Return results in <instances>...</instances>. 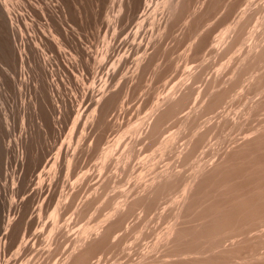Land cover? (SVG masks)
Segmentation results:
<instances>
[{
	"label": "rangeland",
	"instance_id": "obj_1",
	"mask_svg": "<svg viewBox=\"0 0 264 264\" xmlns=\"http://www.w3.org/2000/svg\"><path fill=\"white\" fill-rule=\"evenodd\" d=\"M75 1L77 3L81 2V4H79L82 5L86 10V18L83 19L84 21H81L74 6L73 9L76 11V13L73 23L76 25V27H78L75 28L80 31V33L84 34L87 45L90 47L92 45V50L97 51V49L105 45V43H107L116 34V31L120 32L122 30L120 34L118 33L116 35V44L126 41L125 43L128 47L125 45L122 51L125 54H129V60L127 63L128 65H126L120 73L121 76L119 74L116 81L112 83V87L118 89L120 92L119 99L107 112L105 119L101 124L87 126L88 130H86V132L84 131L85 137L82 139L81 137L84 129L83 125L85 126L84 119L80 123H75V119L79 115L78 110L80 108L81 111L83 109L86 110V108H90L88 109L90 113V110H92L93 106L90 107V99L83 98L81 89L79 91L75 90V86L78 85H74V88L72 87V91L69 89L67 90V88L63 86V92L65 91V94L70 93V95L74 94L76 99L78 98V102H76V100L74 103L75 114L71 118L65 119L61 117V119L59 113L55 114L56 121L55 123H52V125L57 128V133L53 134L50 129V126L52 125L44 127L46 129H43V126L39 125V118L33 114V103L35 101L33 85L26 90L28 102L26 101L27 103L25 104L26 116L24 118L22 117L21 112H19L21 102L18 92L10 88L5 89L6 86H3L0 83V89H2L0 90V96L2 95L1 99L3 100L2 101L0 99V133L4 134L7 142L11 141L13 147L16 145V141L22 132H25L23 134L24 138H22V141L18 140V142H21L24 146L26 139L28 144L31 143L32 135L35 138V143H37L36 140L39 139L37 140L38 144H36L37 152H40V154H38L41 157L39 165L36 166V162L33 160L27 162V165L25 166V170L29 171V174L27 175L28 180L34 178L33 185H38L40 174H43L42 178H47L49 176L51 172L50 163L52 164L59 152L61 154H65V151L70 147V153L73 152L71 150L76 149V153L78 155L77 162H75L71 168L67 166L62 167L58 174L59 189L55 204H53L49 209L42 208L41 210L40 203H42V199L41 201L39 199L34 203V205H32L26 215V220H28L31 216V219L33 218L34 220V226L29 232H27V234H25V230L23 229L19 237L20 240L18 239L9 243L7 255L4 260L9 259L10 261L12 260L11 264H20L23 259L26 260L35 256V261L39 260L41 257V260L44 264L60 263L61 260H63L74 250L76 238L80 236L82 230H84L86 227L95 229L98 226L107 225V223L112 219L109 217V215L113 214L117 207L123 206L124 203L136 199L141 193H143L145 184L151 183L154 178L169 171L174 173L178 178L177 186L174 187L176 190L172 188L167 191V193L165 192L163 195L161 194V198L158 196L157 198L153 199V203H151L150 206L142 207V205L137 204V207H134L131 215H128L129 218L127 216L124 220V225L122 224L117 226L107 244L103 248L95 251L89 264H145L147 263L145 260L147 258L150 260L147 264H197V255L193 254V256L190 254L186 256H180L171 251L169 252L168 247L166 246L167 234L173 225L180 222V220H178L176 217V213L178 206L184 196V185L189 181L194 180V177L200 169V166H210L212 163L219 161L225 152L231 150L233 146L239 143V141H242V139L245 138L248 133L251 134L257 129V127L259 128L260 126L264 128V110L262 112L259 111V114H254L255 116L251 115V117L246 114L250 105L264 96V86L262 87V90H259L260 93L257 90L253 91L249 89L253 74L264 72V63L261 64L255 71L246 66V63L244 64V57L247 54L252 38H256L255 41L264 40V0H190V2L188 1V6L184 9V11H181L182 13L180 12L182 17L177 16L179 13L175 16H172V2L176 0H168L167 2H165V0H154L153 7L158 8V17H162L161 25L159 26V24H156L154 25V28L153 26H149V24H147L146 30L152 28V32L150 30L149 35L154 32L155 34H153V37H155H152V42L149 45L144 44V47L140 51H137L136 49V44L140 41V39L137 38L136 40L134 38V33L138 29L137 26H139L138 24L142 21L141 19H143L142 16H140L142 14L141 11L136 12L123 7L125 0H107L100 6H97L94 0ZM109 13L111 15L113 14L112 17ZM115 14H121L120 16H122L118 29H116L113 22ZM96 15L98 19L96 18ZM165 15L168 17L166 18ZM1 20L3 19H0V43L4 44L6 43L7 37L5 35L6 30H3V28L6 29V27L4 20ZM247 22H249V24H246ZM163 23L166 24L165 27ZM241 23L243 24L242 26ZM109 30L111 31L110 33ZM164 32L168 33L164 34ZM141 35L143 36V32ZM241 35L242 38H240ZM142 36L140 37L142 38ZM108 37L110 38L107 39ZM2 40L4 43H2ZM157 40L159 41V44L157 43ZM144 43H146V41ZM156 43L158 44L157 46H155ZM1 44L0 46H2ZM132 44L135 46L134 49L136 50H131L133 46ZM151 45L154 48H152ZM150 49L154 51V53ZM122 51L121 53H123ZM145 51L149 56L145 65L146 67L143 66L139 68L138 71L134 72L136 68L135 61L141 58ZM151 54H154V58ZM0 55L1 75V68L4 66V58L2 57L4 54L1 47ZM150 57L152 60H150ZM97 64L99 65V62H92L90 66L93 65L92 67L96 69ZM111 65L112 63H109L108 66L105 67L106 69H102L100 75L102 76L103 73H106ZM132 69L133 71H131ZM236 69L238 71L242 70L240 72V82L237 83V87L235 85L233 86V89H231V83L234 81ZM61 70L63 73H70L73 75L72 69L70 70L67 68L65 63L62 64ZM144 72L145 74L143 75ZM76 73L79 74L77 71ZM122 73L124 74L122 75ZM192 74H194V76L191 77ZM58 75H61V71L59 70ZM100 75L99 78L96 79L98 82H95L93 75H89L88 79L85 80V86H93L96 84L95 86L97 89H99L100 85L102 84ZM218 75L221 76H219L217 79ZM128 77H130V79ZM131 78L134 79L132 80ZM0 79L3 81L1 76ZM224 80L226 81L225 83ZM86 81L88 82L86 83ZM73 82L74 84L76 83L75 78ZM117 83L119 84L118 86ZM215 83H217L218 87ZM185 84L188 87L189 84H191L190 88L193 89L192 94H194L193 96L191 95L187 101V106L185 105L178 114L170 117L164 122L161 128L162 130L160 129L161 132L159 131L155 134H158V136L155 137V135H151L150 137L148 132H143L137 141L134 152L129 156L127 154V144L130 141L129 139L132 135V131L134 132L140 126H144L145 123L151 119L154 112L164 101V99L177 89L184 87ZM210 84H213L214 88ZM223 88H228L230 91L227 92L228 94H226L222 105L219 104L217 107H215V109L205 108L204 110L205 99L207 98L206 94H209L211 90L216 91ZM77 94L81 97H79ZM32 97L33 99H30ZM14 99H17V101ZM11 103L13 104L11 105ZM122 108L124 109L122 110ZM30 110L32 112H30ZM89 113L87 112V115ZM5 116H8V123L11 121L10 125L12 127L9 126V129L6 132H2V128L6 122ZM187 118L193 119V122L184 127L182 125V121ZM14 119L16 120L14 121ZM234 119H239V121L243 122L242 125L244 126L240 125L233 127L234 125L231 122ZM222 120H228L231 123L230 126L227 124L222 128H218V122L221 123L223 122ZM60 121H62V123ZM69 121L70 123L68 124ZM57 123L59 124L57 125ZM38 130L41 131L40 134ZM205 131H208V134L199 143V145L191 151H186V148L190 142L189 140H191L194 135L201 134ZM172 134L177 135V142L175 146L166 151H162L160 149L161 141ZM45 135L48 137L50 136L49 139ZM25 136L28 138L26 137L25 139ZM40 141L43 146L41 145ZM45 141H47V143ZM109 147L113 148V158L108 160L105 164V167L102 168V155L104 150ZM179 152L182 154H179ZM50 159L52 160L50 161ZM145 163L149 164V166H145ZM15 165L16 163H13V165L10 166L11 176H0L2 177L0 178V188H2L0 189L2 194V196H0V200L2 199L0 201V206L2 207V203H6L5 212H2L1 209L3 210V207H0V231L4 230L3 228L6 225L5 221L9 220V216L13 217V215H15V204L19 203L24 196L23 192H21L22 190L20 182L17 180V177L22 175L23 169L22 167ZM2 170L3 167L0 156V173H2ZM156 170L158 171L156 172ZM83 177H86L85 180L89 179V181L87 180L88 182L84 181L85 183L87 182L86 184L84 182L82 183L81 181ZM28 183L30 184L31 182L28 181ZM75 189H78L80 192L77 190V192L74 191ZM71 197L75 199L74 202ZM89 199L95 201L92 202L93 205L91 204L90 207L84 206V204ZM59 200L65 203V208L63 209L61 205L59 209V225L64 226L71 222V226L70 230L65 228V233L57 235V242L53 245L54 247L52 246L54 249L52 251L53 253H46V245L48 243L49 237L52 234V214L54 213V209L56 208ZM11 203H14V207L12 208L10 214L8 209ZM8 213L9 216L7 215ZM247 232L243 233V235L238 234L237 236L226 238L225 241H223L224 244L222 243V245L230 247L234 245V243L241 241V238L246 235L248 236H246V238L255 240L260 236L261 233H264V226L253 227ZM37 233L39 235L38 238H34V235ZM22 234L26 235L27 238L33 239L30 247L23 252L20 250V244L23 239ZM239 238L240 240L236 241ZM243 238L246 239L245 237ZM34 242L35 244H33ZM34 245H37L36 249ZM261 249L262 252H260ZM36 250L38 251L37 255ZM258 250L259 253H263L264 245H260ZM41 252H43V254ZM4 260L2 256V264H5ZM142 260H145V262ZM18 261L20 262L18 263ZM240 261L242 260L238 259L234 262H227L226 264H243V262Z\"/></svg>",
	"mask_w": 264,
	"mask_h": 264
},
{
	"label": "bare ground",
	"instance_id": "obj_2",
	"mask_svg": "<svg viewBox=\"0 0 264 264\" xmlns=\"http://www.w3.org/2000/svg\"><path fill=\"white\" fill-rule=\"evenodd\" d=\"M94 1L97 4V6H100L101 4H103L107 0H94ZM167 1L168 0H165V2H167ZM188 1L190 2V0H176V1L172 2L173 3V4L171 3L172 9L170 8L172 11V16L173 15L175 16L178 13L179 14L177 16H181L180 12L184 11V9L188 6ZM210 1H212V0H210ZM79 3L81 4V2H79ZM79 3H77L75 0H0V19H3L5 22L6 29L3 28V30H6L5 35L7 37L6 43H4L5 39H4V42L2 40V43H4V44L0 43L2 45L0 47L2 48V52L4 54L2 56L4 58V61H3L4 66L1 68V75H0L3 78V81L0 79L1 80L0 83L3 86H6L5 89L10 88V89L18 92V96H19V99L21 102L20 103L21 107H20L19 112H21L22 117H24V118L26 116L25 104L28 102L27 101L28 96L26 97V90L28 88H30V86L32 87V85H33V93L35 95V101L33 103L34 104V113L33 114L37 118H39V120H40L39 125L43 126V129H46L44 127L50 126V125H52V123H55V121H56L55 120V114L56 113H59L60 118L62 117L65 119L71 118L75 114L74 103L78 98L76 99L74 94H71V95H70V93L65 94V91L63 92L62 88H63V86H65L67 88V90L69 89L70 91H72V89L74 88V85H78V86H75V90L79 91L81 89L82 93H83V98L84 99H90V101H89L90 107L93 106L92 110H90V113L88 111V109H90V108H88V109L86 108V110L83 109L82 111H81V108L79 110L77 109L79 112V115L76 117L75 123H80L83 119L85 122V126L83 125L84 129H83L82 137H81L83 139L85 137L84 131L86 132V130H88L87 126L95 125V124H97V125L101 124L104 121L107 112L115 104V102H117V100L119 99L120 92L118 89H115L112 87V83H114V81H116V79L118 78L119 74L122 72L124 67L126 65H128L127 63L129 60V54L128 53L125 54L122 51L123 47L126 45V43H125L126 41H122V42L120 41L121 43L116 44V37H117L116 35L118 33L120 34V32L122 30L120 32L116 31V34L107 43H105V45H103L101 48L97 49V51H94L91 49L92 45H91V47L89 45H87L84 34L80 33V31H78L76 29L78 27H76V25L73 23V19L75 17L76 11H77V14H79V18L81 21H84L83 19L86 18V10ZM111 4H112V1H111ZM153 5H154V0H125V2L123 3V7H125L128 10H133L136 12L137 11L142 12V14L140 16H142L143 19H141L142 21L138 24L139 26L136 25L138 27V29L134 33V38L136 40H137V38L140 39V41L137 42V44H136L137 51L138 50L140 51L144 47V44L149 45L152 42L153 34H155L153 32L149 35L150 30L152 32V28L146 30L147 24H149V26L150 25L153 26L154 28H155L154 25H156V24H159V26L161 25V18L162 17H160V18L158 17V15H159L158 8H156V7L154 8ZM159 5H160V3H159ZM74 6L76 8V11L73 9ZM109 9H108V11H109ZM108 11H107V14H108ZM112 15H111V17H112ZM120 15L121 14H119V15L115 14V18L113 20L116 29H118L120 26L119 23L121 22V17H122ZM167 17L168 16H166V18ZM96 18L98 19L97 15H96ZM104 19H105V17H104ZM129 19H130V17H129ZM169 19H171V18H169ZM3 20H1V21H3ZM249 20H250V18H249ZM164 21H166V20H164ZM175 21H176V19H175ZM136 22H138V21H136ZM171 22H172V20H171ZM168 23H169V21H168ZM129 24H130V22H129ZM246 24H249V22H247ZM1 25H2V23H1ZM134 25H135V23H134ZM165 25L166 24H164V27H165ZM242 25L243 24L241 23V26ZM112 26H114V25H112ZM241 26H240V28H241ZM115 27H114V29H115ZM126 27H128V26H126ZM100 29H102V28H100ZM109 29H111V28H109ZM124 29H126V28H124ZM241 30H242V28H241ZM110 32L111 31L109 30V33ZM142 32H143V36L141 35ZM243 32H244V30H243ZM112 33H113V31H112ZM157 33H158V30H157ZM166 33H168V32H166ZM166 33L164 32V34H166ZM257 34H258V31H257ZM87 35H88V33H87ZM242 35L240 38H242ZM140 36H142V38ZM237 36H238V34H237ZM109 38L110 37H108L107 39H109ZM234 38H236V37H234ZM1 39H2V37H1ZM126 39H127V37H126ZM255 39L252 38V41L249 45L247 54L244 57V64L246 63V66H248L251 70H254V71L256 69H258V67L261 64L264 63V40L263 41H257V40L255 41ZM145 41H146V43H144ZM232 41H233V39H232ZM153 43H154V41H153ZM157 43L159 44V41ZM157 43H156V45L155 44L154 45L157 46L158 45ZM98 45H99V43H98ZM134 47L135 46L133 45L131 50H133ZM151 47L154 48L152 45H151ZM158 47H160V46H158ZM136 49H134V50H136ZM121 51L123 53H121ZM146 51H147V49H146ZM146 51H145L144 55L141 56V58L138 57L139 59H137V61H135L136 62V68H135L134 72L138 71L139 68L146 65L148 57H149L148 53ZM151 51H149V52H151ZM152 52L154 53V51H152ZM1 55H2V53H1ZM138 55H139V53H138ZM153 55H152V57H153ZM150 60H152L151 57H150ZM62 62L65 63L67 68H69L70 70L72 69L73 75L70 73L66 74V73L62 72V70H61V66L63 64ZM92 62H95V63L99 62V65L97 64L96 69L94 67H92L93 65L90 66ZM1 63H2V61H1ZM109 63H112L111 67L109 66L110 68L107 70V72L103 73L101 76L100 73H101L102 69H104L106 66H108ZM244 64H243V66H244ZM93 68H94V70H93ZM58 70L61 71V75H58ZM76 71L79 74H77ZM131 71H133V69ZM241 71H238L236 69L235 74H234V81L231 83V89H233V86H235V85H236V87L238 86L237 83L240 82L239 78L241 77V75H240ZM131 73H129V74H131ZM123 74L124 73H122V75ZM144 74H145V72L143 73V75ZM89 75L94 76L95 82L97 81L96 79L99 78V75H100L101 80H102V84L100 85L99 89H97V87L95 86L96 84L93 86H85V80L88 79ZM120 76H121V74H120ZM192 76H194V74H192L191 77ZM195 76H197V75H195ZM219 76H221V75H218L217 79L219 78ZM74 78L76 79L75 84L73 82ZM128 78L130 79V77H128ZM129 79H128V81H129ZM194 80H192V81H194ZM87 82L88 81H86V83ZM117 82H119V81H117ZM225 82L226 81L224 80V83ZM217 83H219V82H217ZM217 83H215V84L218 87ZM118 85L119 84L117 83V86ZM190 85L191 84H189V87H188L185 84L184 87L177 89L172 94L168 95L164 99V101L158 106V108L154 112L151 119L148 122H146L144 126L143 125L140 126L134 132L132 131V135L130 136V139H129L130 141L127 144V154L129 156L134 152L137 141L139 140V137L141 136V134L143 132L144 133L148 132L150 137H151V135H155L159 131L161 132V130H162L161 128H162V125L164 124V122L167 119H169L170 117H173L180 112V110L186 105V103L189 100V98L191 97V95L192 96L194 95V94H192L193 89L190 88L191 87ZM97 86H99V85H97ZM211 86L214 88L213 84ZM228 86H230V85H228ZM263 86H264V72L253 74L249 89H251L253 91L257 90L259 92V90H262ZM208 87H209V85H208ZM111 88H113V89H111ZM207 88H206V90H207ZM0 90H2V89H0ZM228 91H230V89H228V88H223V89L216 90V91L211 90L210 92L208 91L209 94L208 93L206 94L207 98L205 99L204 110H205V108H208V109L214 108L215 109V107H217L219 104L222 105V102H223L226 94H228L227 93ZM1 96H0V99H1ZM79 97H81V96H79ZM9 99H8V101H9ZM30 99H33V97ZM14 100L17 101V99H14ZM82 101H83V99H82ZM76 102H78V100ZM12 104L13 103H11V105ZM5 105H6V103H5ZM76 105H77V103H76ZM124 106H125V104H124ZM30 108H31V106H30ZM123 109L124 108H122V110ZM27 110H29V109H27ZM263 110H264V96L262 98L258 99L257 101H255L252 105H250V107L247 109L246 114H248L251 117V115H254V114L256 115V113L259 114V111L262 112ZM30 112H32V111L30 110ZM87 112L89 113L88 115H87ZM12 113H13V111H12ZM194 113L196 114L195 111H194ZM254 116H252V117H254ZM9 117H10V115H9ZM28 119H29V117H28ZM61 119H59V120H61ZM85 119H86V121H85ZM5 120H6V122L2 128L3 129L2 132H6L9 129V126H11L10 125L11 121L8 123V116L7 117L5 116ZM15 120L16 119H14V121ZM60 122L62 123V121H60ZM192 122H193V119L187 118V119H184L182 121V125L185 127V126L191 124ZM69 123H70V121L68 122V124ZM231 123L234 125V126L232 125L233 127L240 126L243 124V122L239 121V119H234ZM231 123L228 120H225L221 123L218 122L217 127L222 128V127L226 126L227 124H229L228 126H230ZM22 124H23V122H22ZM58 124L59 123H57V125ZM242 126H244V125H242ZM50 127H51L50 128L51 132H53V134H56L57 128L54 125H52ZM58 129H60V128H58ZM80 129H81V127H80ZM253 129H255V128H253ZM253 129H252V131H253ZM60 132H61V130H60ZM24 133L22 132L21 135L18 137V139L16 141V145L14 147L12 146L11 141L7 142L4 134L0 133V156H1L2 167H3L2 173H0V176L1 175H3L4 177L11 176V172H10L11 167L10 166H12L13 163H16V165L18 167H22L23 173L21 172L22 175H19V177H17V180L20 182V186H21V190H22L21 192H23V194H24L22 200L20 201L18 199L20 202L15 204L16 211H15V213H14L15 215H13V217L9 216V213L11 214V210L14 207V205H13L14 203L10 204V207L8 209V211H10V212L7 214L9 216V220L5 221L6 225L3 228L4 230L0 231V264H2V256H3V260H4V258L7 255V249H8L9 243L13 242L15 240H18L23 229L25 230V234H27V232H29L30 229L34 226V220H33V218L31 219V216L29 218L30 220L29 219L26 220V215H27L28 211L30 210V208L32 207V205H34V203L39 199H40V201L42 199V203H40L41 204V210H42V208L43 209H49L53 204H55L58 189H59L58 174L61 171V168L65 167V166L71 168L75 164V162H77V160H78V155L76 153V149L71 150V151H73L72 153H70V147L65 151V154H61L59 152L57 154L55 160L52 162V164L50 163L51 172H50L49 176L47 178H42L43 174H40L39 179H38V181H39L38 185L37 186L33 185V183H34L33 179L34 178L28 180L27 175L29 174V171L25 170V166L27 165V162H30L33 160L36 162V164H35L36 166L39 165V163L41 161V157L39 156L40 152H37V148H36V146H37L36 144H38L37 140H39V139L36 138L37 143H35V138L32 135L31 136L32 141L30 144H28V141L26 139L27 136H25L26 140H25V146H24L21 142H18V140L19 141L23 140L22 138H24L23 137ZM40 133H41V131H39V134ZM80 133H81V131H80ZM207 134H208V131H205L201 134L194 135V137L191 140H189L190 142L188 144V147L187 148L185 147L186 151H191V150L195 149L199 145V143L207 136ZM93 136H95V135H93ZM156 136H158V134L155 135V137ZM40 137H42V136H40ZM46 137H48V136H46ZM49 137H48V139H49ZM54 137H55V135H54ZM76 138H78V137H76ZM40 140H41V138H40ZM45 142L47 143V141H45ZM176 142H177V135L172 134L169 137H167L161 141L160 149L162 151H166L170 148H173L175 146ZM40 143H41V141H40ZM41 145L43 146L42 143H41ZM180 145H179V148H180ZM38 148H39V145H38ZM63 152H64V150H63ZM181 152H179V154ZM78 153H79V151H78ZM113 153L114 152H113L112 147H109L106 150H104L103 155H102V159H103L102 168L105 167V164L107 163L108 160L113 158ZM177 154H178V152H177ZM45 156H47V155H45ZM179 158H181V157H179ZM51 160L52 159H50V161ZM145 166H149V164L145 163ZM47 167H48V165H47ZM108 168H110V167H108ZM106 171H107V169H106ZM157 171L158 170H156V172ZM174 172H175V170H174ZM12 173H13V171H12ZM0 178H2V177H0ZM85 179H86V177H83L81 179L82 183L84 181H87V180L89 181V179H87V180H85ZM177 179L178 178L174 173L167 171L164 174L154 178V180L149 184L142 183V184H145V186L143 188V193H141L136 199H134L130 202L124 203L123 206L117 207L116 210L114 211V213L109 215V217L112 219L107 223V225L98 226L95 229L86 227L84 230H82L80 233V236H78L76 238L74 250L68 256H66L63 260H61L60 263H56V264H89L91 257H93V254L95 253V251L103 248L107 244V242L109 241L112 233L115 231L117 226L122 225V224L124 225V223H123L124 220L126 219V217L129 214L131 215V212L133 211L134 207L135 208L137 207V204L142 205V207L150 206L151 203H153L152 202L153 199L157 198L158 196H159V198H161L160 196H162L163 193H165V192L167 193V191L176 187L177 186ZM18 181H17V183H18ZM28 181H30L31 183L29 184ZM5 183H7V182H5ZM2 185H3V183H2ZM65 187H66V185H65ZM82 187H83V185H82ZM0 189H2V188H0ZM5 189H7V188H5ZM183 189L185 190L184 196H183V199L181 200V202L178 206L177 213H176V217L178 220H180V222L177 221L178 223H176L175 225H173L171 227V229L169 230V232L167 234V238H166V246L168 247L169 252L171 251V252L175 253L176 255H180V256H182V255L186 256V255H190V254L197 255L196 256L197 257L196 258L197 264H222V263L226 264L227 262H232V261L234 262L235 260H238V259L242 260L240 262H243V264H264V251H263V253H259V250H258V247L260 245H262V246L264 245V233L263 234L261 233L260 236L255 240L246 238V236H247L246 235V236H243L246 239H244L243 237L242 238L240 237L242 240L239 241L240 240V238H239L238 240H236L239 242L234 243V245H232L230 247H228V246L226 247V246L222 245L223 241H225V239L228 237L237 236L238 234L243 235V233H246L249 229H251L253 227L264 226V128L263 127H261V126L259 128L257 127V129L254 130L251 134L248 133V135L245 138H243L242 141H239V143L236 144L235 146H233L231 150H228L227 152H225L219 161L212 163L210 166H203V165L200 166V169L196 173L194 180L186 183L184 185ZM76 190L78 191V189H75L74 191H76ZM174 190H176V188H174ZM72 192H73V190H72ZM78 192H80V191H78ZM17 194H18V192H17ZM60 194H61V192H60ZM72 194H74V193H72ZM98 194H99V192H98ZM0 196H2L1 191H0ZM58 196H60V195H58ZM58 199H59V197H58ZM72 200H73V202L75 201V199H73V198H72ZM92 202H95V201H92L91 199H89L84 204V206L90 207ZM157 203H159V202H157ZM2 204H3L2 205L3 210L1 209V211L5 212L6 211L5 210V204L6 203L5 204L2 203ZM61 205L64 209L65 203H63V201L59 200L58 204L56 205V208L54 209V213L52 214V219H53V225H52L53 227L51 230L52 234L49 237L48 243L46 245L47 246V248L45 249L46 253L47 252L53 253L52 252L54 250L53 245L56 244V242H57V235L58 234L65 233L64 232L65 228L70 230L71 222H69L68 224H66L64 226L59 225V209H60ZM140 205H138V206H140ZM152 206H155V205H152ZM81 212H82V209H81ZM129 216H128V218H129ZM187 223H189V224H187ZM38 236L39 235L37 233L34 235V238H38ZM22 237H23V239L21 241V244L20 243L19 244H20V250L23 252V251H26L30 247L33 239L27 238L26 235H23ZM35 242L33 244H35ZM36 247H37V245L35 246V249H36ZM168 250H167V252H168ZM169 252H168V254H169ZM260 252H262V249ZM41 253L43 254V252H41ZM46 253H44V254H46ZM37 254H38V251H37L36 255ZM14 257H16V256H14ZM145 260L147 261V263H148V261H150V260H148V258ZM145 260H142V261L145 262ZM4 261H5V264H11L12 260L10 261L9 259H7ZM13 261H14V259H13ZM19 262L20 261H18V263ZM144 262H142V263H144ZM147 263H145V264H147ZM20 264H44V263L42 262L41 257L39 260L35 261V256H34L30 259H26V260L23 259L20 262Z\"/></svg>",
	"mask_w": 264,
	"mask_h": 264
}]
</instances>
